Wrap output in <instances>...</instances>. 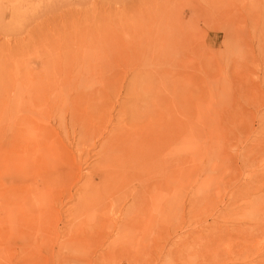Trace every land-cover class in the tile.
Listing matches in <instances>:
<instances>
[{
	"label": "rangeland",
	"instance_id": "rangeland-1",
	"mask_svg": "<svg viewBox=\"0 0 264 264\" xmlns=\"http://www.w3.org/2000/svg\"><path fill=\"white\" fill-rule=\"evenodd\" d=\"M14 1L0 0V264H258L264 257V0H20L10 12ZM118 24L127 25L120 46L84 42L93 33L99 39L105 28L120 32ZM77 30L84 40L74 38ZM65 71L70 79L64 86ZM133 83L140 125L148 127L159 109L164 121L166 114L175 119V202L166 204L165 170L162 177L134 173L120 179L119 188L102 191L103 214L95 208L77 214L79 198H86L83 177L106 140L88 151L80 134L108 127L114 135L129 126V106L120 105ZM146 84L162 92L156 111ZM75 97L74 121L63 112L64 135L50 101ZM43 113L50 115L48 124L41 122ZM17 115L29 120L25 157L13 144ZM72 122L77 125L68 127ZM84 148L89 155L79 160L76 153ZM22 162L29 168L24 176ZM49 175L57 176L47 179L54 183L44 210H54L53 217L32 239L18 232L33 223L20 218L19 209L27 210L23 203ZM153 178L157 188L133 207L131 188ZM117 197L124 199L116 207L120 216L112 203ZM154 197L162 198L156 232L153 226L134 232L129 226L136 217L148 219Z\"/></svg>",
	"mask_w": 264,
	"mask_h": 264
},
{
	"label": "bare ground",
	"instance_id": "bare-ground-1",
	"mask_svg": "<svg viewBox=\"0 0 264 264\" xmlns=\"http://www.w3.org/2000/svg\"><path fill=\"white\" fill-rule=\"evenodd\" d=\"M25 2V1H23ZM22 1L20 0H16L14 2H11L9 4L10 5V8L7 9L9 10L10 12L14 11L16 9V7L21 4ZM8 8V7H7ZM123 18V17H122ZM121 18V19H122ZM121 21H125V19H122ZM108 23V22H106ZM120 23V22H119ZM126 24V23H125ZM110 25V24H108ZM119 25V24H118ZM120 25H124V24H120ZM119 25V26H120ZM107 26V25H106ZM115 26V25H114ZM105 27V26H104ZM111 28H113L112 26H110ZM126 28H127V25L125 26H120V32L118 30H115V29H112L113 31L115 32H108L106 31V28L104 30H102L103 32V35L102 37H99V39L97 38V36H95V34L93 33V36H87V39L84 41V42H88V44H98L100 46H103V47H108V48H111L113 47L114 45H121L123 43V40H125V32H126ZM213 30V29H212ZM215 30V29H214ZM116 31L117 32V36L116 35ZM74 33V32H73ZM72 33V34H73ZM79 33V34H78ZM90 33V34H89ZM87 32L88 35H91V31L90 32ZM77 34V35H76ZM74 34L76 37L74 38H77L78 39H81V40H84L82 37V35L84 33H81L77 30V33ZM69 36V35H68ZM72 36V35H71ZM122 37V38H121ZM115 38H118V39H115ZM121 38V39H120ZM77 39V40H78ZM115 39V40H114ZM81 40H78L80 43ZM76 42V40H75ZM83 42V41H82ZM70 44V42H67ZM57 44V43H55ZM77 44V43H76ZM82 44V43H81ZM71 45V44H70ZM73 45V44H72ZM75 45V44H74ZM61 46V45H60ZM76 46V45H75ZM62 47V46H61ZM76 50V49H75ZM72 52V51H70ZM65 54V53H64ZM62 55V54H61ZM63 56V55H62ZM65 58L67 59V56H65ZM64 60V59H63ZM69 60V59H68ZM67 62V61H65ZM63 64V63H62ZM70 65V64H69ZM63 66V65H62ZM68 66V64L66 65ZM71 66V65H70ZM65 67V66H64ZM69 68V67H68ZM66 70V68H65ZM66 72V71H65ZM64 73V72H63ZM67 75L64 74V86L65 84L68 83V80L70 79V72H66ZM57 74H58V71H57ZM69 75V76H68ZM43 76V75H42ZM67 76V77H66ZM72 76V75H71ZM50 77V76H49ZM47 77V78H49ZM38 78V77H37ZM44 78V77H43ZM51 78V77H50ZM186 78V80H188L187 76H184V79ZM43 82V81H42ZM45 82V81H44ZM49 82V80H48ZM55 82V81H54ZM63 82V80H62ZM183 82V81H182ZM180 82V84L182 83ZM185 82V81H184ZM189 82V81H188ZM37 84V83H36ZM35 84V85H36ZM60 84V83H59ZM179 84V83H178ZM187 84V82H186ZM39 85V84H38ZM40 85H41V82H40ZM52 85V84H51ZM183 85V84H182ZM48 86V85H47ZM46 86V90H47V87ZM54 86V85H53ZM147 88H150V92H152L153 96H152V100H151V104H152V108L155 109V111L157 110V107L161 106V103H163L164 101H162V92L160 91V87H151L150 85H145ZM160 86V85H159ZM171 86V85H170ZM169 86V87H170ZM37 87V86H36ZM52 87V86H51ZM55 87V86H54ZM53 87V89H54ZM177 87V86H176ZM182 87V86H181ZM140 88V87H139ZM175 88V86H174ZM35 89V88H34ZM52 89V88H51ZM52 89V90H53ZM171 89V87L169 88ZM179 89V87L177 88ZM181 89V88H180ZM41 90V89H40ZM46 90H43L46 94L45 96L47 95L48 92H46ZM127 92L126 94H130V97L126 99L125 102H122L121 105H120V109H123V107L125 105H128L129 106V115H130V125L128 126V124H122L120 128H118L117 132L118 133H115L114 135L111 134L109 135L110 131L104 127L103 131H99V130H94L93 132L92 131H85L84 130V133L81 132L82 130H80L81 134L82 135V141L85 143L86 142V149L88 150V147H96L97 144H98V140H101V139H106L104 143L100 144L99 146V150L97 151L96 153V157L98 159V162L96 163V165H94L93 167V170L85 175V177H83V179L85 180L84 181V184L82 186L83 188V192L85 193L86 195V198H79V200L81 201V203L79 204V201L77 203V205L79 204V207L80 208H76V211L75 213L79 214L81 212H86V211H89L88 209L90 208H95V209H90L91 211H97L99 210L100 211V214H103V211L105 209L106 211V204L104 203V199H101V194H104L105 192H107V190L110 189V187L112 188H115L118 186V184L121 182L119 181L120 179L122 181H124L125 179H122V178H129L131 177V175L135 176L134 173H137L139 175H144L146 173H150V174H153L154 173V176H157L158 174V177L161 176V174L164 175V173L166 174L167 178L169 179L168 182L165 183V186H166V191H167V199H166V204H171L173 201H174V194H173V188H172V181L174 179V176H175V159H174V156L176 154V148H175V135H176V129H175V119L173 120L170 116L167 115V117L165 118V121L164 119H162V117L164 116L163 113L165 114L166 112H163V113H159V109L157 111V114L156 115H152L153 116V120H152V123L146 127L144 124L140 125V120H141V117L138 116V114L140 113V109L137 108V103L140 101H133L132 100V97L133 95H137V91H136V85L135 83L131 84L130 87L126 88ZM146 90V89H144ZM164 91H166L165 89H163ZM176 90V88H175ZM186 90V89H184ZM33 91H36L33 90ZM42 91V92H43ZM48 91V90H47ZM132 91V92H131ZM148 91V90H146ZM173 91V90H171ZM131 92V93H130ZM169 92V91H168ZM167 92V93H168ZM37 93V92H35ZM40 93V92H39ZM51 93V92H49ZM48 93V94H49ZM172 92H170V95H171ZM54 94V92L52 93ZM77 94V93H76ZM164 94V93H163ZM179 94V93H177ZM33 95V94H32ZM36 95V94H35ZM34 95V96H35ZM50 95V94H49ZM165 95V94H164ZM77 96H80L79 94H77ZM176 96V95H175ZM188 96V95H186ZM37 97V96H36ZM51 96L47 97L50 98ZM54 97V96H53ZM29 98V97H28ZM39 98V97H38ZM42 98H44L42 96ZM52 98V97H51ZM80 98V97H79ZM159 98V100H158ZM27 99V98H26ZM33 99V96L32 98ZM35 100H38L36 98H34ZM164 99V98H163ZM175 99V98H174ZM186 101L189 100V98H185ZM28 100V99H27ZM34 100V101H35ZM41 99L39 98V101ZM78 100V98L75 97V100L73 99H68L66 100L65 102H62L60 101V99H57L55 98L54 101H52L51 99V103L52 105L55 106V108L57 109L56 110V114H55V118H54V121L57 122L58 124V127L57 129L58 130H63V133L67 131V127L64 128L65 126V123H66V118L63 114V112H68V115L70 116V120H72V118L75 116V107H73V110H72V107L71 106V103L72 105L74 104L75 106H78L79 104H75L76 101ZM171 100V98L169 99ZM33 101V102H34ZM169 103H171V101H168ZM177 102V100H176ZM18 103V102H17ZM20 103V102H19ZM36 103V102H35ZM44 103V102H43ZM172 104V103H171ZM182 104H185V103H182ZM188 104V103H187ZM36 105V104H35ZM149 105V104H148ZM177 105V104H176ZM63 106V110L61 109V107ZM182 106V105H181ZM162 107V106H161ZM184 107V106H183ZM17 108V107H16ZM36 108V107H35ZM50 108V107H49ZM160 108V107H159ZM166 108H169L166 107ZM179 108V107H178ZM61 109V110H60ZM79 109V108H78ZM165 109V108H164ZM171 109V107H170ZM33 110V109H32ZM70 110L72 113H70ZM149 110V109H148ZM181 110V109H180ZM35 111V110H34ZM121 111V110H120ZM28 112V111H27ZM45 112V111H44ZM153 112V111H152ZM162 112V111H161ZM170 112V111H169ZM39 113V112H38ZM45 113H48V112H45ZM43 113V118L44 121L41 119V122L43 123H47L46 120L49 121L50 119V115L48 114H45ZM151 113V112H150ZM168 113V112H167ZM173 113V112H172ZM184 113V112H183ZM29 114V113H28ZM53 114V113H52ZM149 114V113H148ZM148 114L146 117H148ZM171 114V112H170ZM169 114V115H170ZM123 115V114H122ZM174 115V114H173ZM18 116V115H17ZM16 116V117H17ZM20 116V115H19ZM18 116V119L16 121V130L14 132V137H13V144L15 145V147L18 149V152H20V154H23L24 157H25V151H26V148H27V145H26V142H27V138H28V131L25 129V127L28 128V124H26L27 122H29L28 119L26 118H23L21 115L20 118ZM26 116V115H25ZM175 116V115H174ZM29 117V115H28ZM149 118V117H148ZM80 119V118H79ZM78 119V115H77V120ZM145 119V118H144ZM150 119V118H149ZM28 120V121H27ZM31 120V118H30ZM151 120V119H150ZM74 121V120H72ZM122 121V120H121ZM147 121V120H146ZM163 121H164V124H163ZM13 122V121H12ZM36 122V121H35ZM40 122V121H39ZM54 122V123H55ZM143 122V121H142ZM31 123H33V121H31ZM43 123V124H44ZM12 124V123H11ZM37 124V123H36ZM39 124V123H38ZM42 124V125H43ZM48 124V123H47ZM111 124V123H110ZM149 124V122L147 123ZM180 124V123H179ZM13 125H14V122H13ZM30 125V124H29ZM41 125V124H40ZM77 125V122H72L71 124L67 125L68 127H73V126H76ZM88 125V124H87ZM144 125V126H143ZM33 126V125H32ZM31 126V127H32ZM47 126V125H45ZM9 127H12V126H9ZM181 127V126H180ZM90 128V127H89ZM111 128V127H110ZM177 128V127H176ZM7 129V128H6ZM5 129V130H6ZM30 129V128H29ZM32 129V128H31ZM88 129V128H87ZM180 130V129H179ZM5 132V131H4ZM62 132V131H61ZM91 132V133H90ZM9 133V132H8ZM4 134V133H3ZM11 135V134H10ZM65 135V133H64ZM86 135H90L89 137ZM5 136V135H4ZM48 137L50 135H47ZM9 137V136H8ZM73 138V137H72ZM34 141V140H33ZM42 141H46V140H42ZM78 141H81L80 137H79V140ZM4 142V141H3ZM29 142V141H28ZM34 143V142H33ZM42 143V142H41ZM29 144V143H27ZM43 144V147L45 148V142L42 143ZM50 144V143H48ZM47 145V143H46ZM32 146V145H30ZM49 146V145H48ZM54 146V145H53ZM50 147V146H49ZM48 147L47 150H50V148ZM86 149L84 148L81 152H77L75 157H78L79 160H81V158H84L82 157L83 155H86L87 156L89 155L88 152H85ZM29 150V148H28ZM31 151V150H30ZM38 151V150H37ZM52 151V150H50ZM90 151V150H88ZM32 152V151H31ZM49 152V151H48ZM53 152V151H52ZM52 152H49L52 153ZM36 153V151H35ZM47 154V151L45 152ZM56 153V152H55ZM42 154L45 156L46 154H44L42 152ZM42 155V156H43ZM48 155V154H47ZM55 154H53V157ZM67 155V154H66ZM91 155V154H90ZM49 156V155H48ZM47 156V157H48ZM59 156V155H58ZM46 157V158H47ZM51 157V156H50ZM60 157V156H59ZM58 157V161H59V158ZM86 157V156H85ZM43 158V157H42ZM67 158V157H66ZM53 159H56V158H53ZM43 160V159H42ZM49 160V159H48ZM61 160V159H60ZM44 161V160H43ZM41 162V161H40ZM50 162V161H49ZM23 163V162H22ZM43 163V162H42ZM53 163V162H51ZM60 163V161H59ZM40 164V163H39ZM41 165V164H40ZM43 166V165H42ZM57 166V165H55ZM58 167V166H57ZM264 168V167H262ZM19 169V168H18ZM56 169V168H55ZM162 170H165L164 173H161ZM28 171H29V168H27V163L24 162L23 163V169L19 172V174H22V176H24V174L27 172L28 174ZM262 171V169L260 170ZM50 174V173H49ZM156 174V175H155ZM51 175V174H50ZM49 175V176H50ZM162 175V176H163ZM46 177L43 181H42V184L43 186L41 188H38V189H34L35 192H37V197L38 199L37 202H32L34 200V198H36V194L32 195L33 197H31L30 199H28V201H25L23 203V207H25V209L27 210H24L25 212L27 213H22L23 210H20L19 209V213L18 215L20 216V218H23V220H25L26 222H28L29 224L31 223V221H33V223L30 224V226H26L28 227L27 229L25 228V230H23L21 227V229L18 230L19 233H24L25 235H28L29 237H34L32 239H36L38 237V234L40 232H42V229L44 228V226H48V224L50 223V219L51 217H53V214L50 213V211L54 212V210H47L45 212L44 208L45 205V201H49L51 200L52 197H49V195H47L49 192L48 190L50 189V186L51 184L53 185L54 182H51V181H48L47 179L49 178H55L56 179V176L57 175H52L50 177ZM129 176V177H128ZM153 176V175H152ZM161 176V177H162ZM60 177V176H58ZM57 177V178H58ZM81 177V176H80ZM252 176H250L251 178ZM166 178V179H167ZM245 178V177H244ZM249 178V177H248ZM249 178V179H250ZM154 179V178H153ZM81 180V179H80ZM15 181V180H14ZM248 181V180H247ZM37 182V181H36ZM126 182V181H125ZM138 182V181H137ZM122 183V182H121ZM248 183V182H247ZM159 182L158 180H151L149 181V184L145 185L142 180L139 181V189L137 188H131V196L130 198L132 197V203H133V207H136L138 206L139 203H143L144 200H146L145 198H143L142 194L148 190H150V188H153V187H156L158 186ZM116 185V186H115ZM124 185V184H123ZM128 185V184H127ZM53 187V186H52ZM64 187V186H63ZM128 187V186H127ZM137 187V186H136ZM163 187V186H162ZM119 188V186H118ZM125 189V188H124ZM165 189V188H164ZM33 191V190H32ZM96 191H100L99 194H96ZM104 193H103V192ZM110 191V190H109ZM128 191V190H127ZM48 192V193H47ZM102 192V193H101ZM111 192V191H110ZM45 194V197H43V195ZM50 194V193H49ZM55 194V193H54ZM77 194V193H76ZM117 194V193H116ZM57 195V194H56ZM75 195V194H74ZM126 195V193L124 194ZM156 195L158 196V194L156 193ZM103 196V195H102ZM160 196V195H159ZM18 198L21 197V196H17ZM16 197V198H17ZM56 200V197L57 196H54ZM127 197H129V195H127ZM72 198V196H71ZM261 198V197H260ZM52 199V200H53ZM144 199V200H143ZM21 201V199H19ZM54 200V201H55ZM124 200V199H123ZM120 197H117L115 198V201L112 202L113 203V208H116L118 205H120L119 203L121 201ZM262 200V198H261ZM260 200V201H261ZM35 201V200H34ZM148 206L150 207L148 209V212L150 211L149 214H151L150 216L148 215V219L143 220L142 218L139 217H136V219L134 220V224L131 226H129L130 228L134 229V232H138V231H144L143 229H146V227L148 226H153L154 228V231L156 232V229L158 224L160 223V209L162 207V198H158V197H154V198H151L148 200ZM254 202V199L252 200ZM52 202V201H51ZM175 202V201H174ZM252 202V203H253ZM255 202L257 203L256 199H255ZM45 204V205H44ZM17 205V203H16ZM27 205V207H26ZM76 205V206H77ZM141 205V204H140ZM15 206V205H14ZM112 206V205H111ZM78 207V206H77ZM147 207V206H146ZM131 208V207H130ZM138 208H144V206H139ZM22 209V208H21ZM68 209V208H67ZM74 209V207H73ZM117 209V208H116ZM17 210V209H16ZM115 210V209H113ZM118 214L119 216L121 215V212L122 210L119 209L118 207ZM117 210H115L117 212ZM130 210H133V208H131ZM22 211V212H21ZM70 211V210H69ZM112 211V210H111ZM50 216H49V214ZM72 212V211H71ZM90 212V211H89ZM48 215H47V214ZM123 213V212H122ZM129 213V212H127ZM143 213V212H142ZM111 214V213H110ZM114 214V213H113ZM261 214H264V212L260 213ZM129 215V214H128ZM126 212L124 214H122L123 218L125 219L126 216ZM55 216V214H54ZM110 217L112 216L109 215ZM255 216V215H254ZM253 216V217H254ZM262 217V216H260ZM31 218H34L31 220ZM259 218V215L257 216V219ZM112 219V218H111ZM262 219H264V217H262ZM260 218V220H262ZM22 220V221H23ZM110 220V218H109ZM114 220H116V218H114ZM252 220V219H251ZM113 221V220H112ZM255 221V220H254ZM264 221V220H262ZM24 222V221H23ZM114 222L116 221H113V224H115ZM258 222V220H257ZM25 223V222H24ZM109 223V222H108ZM111 224V223H110ZM110 224L107 225L110 226ZM23 226V225H22ZM84 227V226H83ZM88 227V226H85V228ZM127 227V226H126ZM47 228V227H46ZM116 228V226H115ZM56 229V228H55ZM46 230V229H45ZM43 230V231H45ZM48 230V229H47ZM94 230V229H93ZM12 231V230H11ZM17 231V230H16ZM21 231V232H20ZM56 231V230H55ZM15 232V230H14ZM47 232V231H46ZM87 232V231H86ZM43 233V232H42ZM91 233V232H89ZM198 232H193L192 234L195 235L197 234ZM121 235V234H120ZM191 235V234H190ZM222 235V234H221ZM27 236V238H28ZM88 236V235H87ZM200 236V235H199ZM224 236V235H223ZM41 237V236H40ZM140 237V236H139ZM42 238V237H41ZM87 238V237H86ZM200 238V237H198ZM198 238L196 240V237L193 238V242H196L198 241ZM30 239V238H29ZM151 239V237H150ZM156 239V238H155ZM191 239V238H190ZM201 240V239H200ZM191 241V240H190ZM139 242V241H138ZM33 244V243H32ZM201 244V243H200ZM35 248V247H33ZM24 250V249H23ZM29 251V250H28ZM26 254V253H25ZM35 255V254H34ZM37 255V254H36ZM57 255V254H56ZM204 258V257H203ZM206 258V257H205ZM27 259V258H26ZM202 259V258H201ZM216 259V258H215ZM28 260V259H27ZM200 260V259H199ZM210 260H213V259H209ZM218 260V259H217ZM40 261V260H39ZM207 261H208V258H207ZM207 262L208 264L210 262ZM215 261V260H213ZM219 261V260H218ZM205 260L202 262H199V264L203 263L204 264ZM34 263V262H32ZM206 263V262H205ZM211 264H217V263H214L212 262ZM258 264H264V257L261 258V260L258 262Z\"/></svg>",
	"mask_w": 264,
	"mask_h": 264
}]
</instances>
